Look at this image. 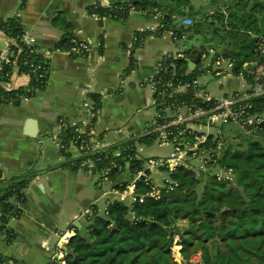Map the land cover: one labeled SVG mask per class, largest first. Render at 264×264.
I'll list each match as a JSON object with an SVG mask.
<instances>
[{
    "label": "crops",
    "instance_id": "0c3cea01",
    "mask_svg": "<svg viewBox=\"0 0 264 264\" xmlns=\"http://www.w3.org/2000/svg\"><path fill=\"white\" fill-rule=\"evenodd\" d=\"M95 1L26 0L22 6L23 0H0V19L18 16L25 31L35 37L38 53L49 67L46 86L34 90L31 97L1 94V89L13 92L30 88L33 77L29 72H20L18 55L14 56L9 75L0 77L3 178L31 176L24 190L25 200L12 198L17 205L20 202L21 214L6 223L0 218V257L4 263L49 264L52 255L64 251L69 242L61 239L62 234L69 233L70 239L76 234V228L85 230L93 206L103 214L108 201L129 202L132 194L145 192L139 191V183L133 189L137 173L131 172L126 157V169L116 182L105 179L104 171L96 165L74 168L72 161L82 154L71 147L72 140L63 141L62 135L68 127L84 131L87 136L84 137L99 142L103 152L113 149L115 153L133 146L144 163L171 152V145L160 144L148 135L157 109L154 93L145 80L166 53L182 50L187 54L194 47L197 54L201 46L197 36L200 32L185 33L182 42L175 40L169 30L146 35L135 51L137 67L127 72L136 34L155 32L162 25L164 13L133 10L125 20L112 17L100 20L88 9ZM229 6L222 7L223 12ZM191 20L196 21L190 15H182L181 19L174 16V23L179 27L189 26ZM65 37L87 42L89 53L73 56L70 48L58 47ZM195 38L196 43L190 47ZM13 42L0 31V51L10 49ZM212 79L215 91L209 87ZM205 81L213 95L244 88V81L237 74L224 79L208 77ZM94 95L100 98L99 108ZM31 120L35 122L33 132L28 127ZM142 138L146 141H141ZM154 143L168 146L169 151L153 152L148 157L138 152ZM162 171L157 168L151 173L154 177L166 176Z\"/></svg>",
    "mask_w": 264,
    "mask_h": 264
},
{
    "label": "trees",
    "instance_id": "16d2710c",
    "mask_svg": "<svg viewBox=\"0 0 264 264\" xmlns=\"http://www.w3.org/2000/svg\"><path fill=\"white\" fill-rule=\"evenodd\" d=\"M150 2L151 0H110L109 6H103L99 1H95L88 9L100 20L104 17L125 20L131 7L136 10L160 11L157 3L149 4ZM25 3L26 0H23L22 6ZM189 4V0H184L182 5ZM228 10L230 41L223 55L239 60L249 51L247 44L253 38L252 35L264 37V4L260 1L250 3L249 0H235ZM176 14L171 10L164 13L162 25L155 32L143 31L136 34L137 40L131 48L127 72L137 67L135 51L142 45L146 35L162 34L169 30L180 40L185 33L201 32L202 24L198 21L189 26H177L174 23ZM214 17L219 22L224 21L220 12ZM0 31L14 41L10 44V52L12 58L18 55L20 72H29L32 75L30 63H41L42 57L39 53L30 54L22 41L25 29L20 18L14 16L0 19ZM77 43L65 37L58 47L71 48ZM198 49L205 50L201 46ZM195 50L194 47L190 49L187 56L196 55ZM258 60L260 61V58ZM172 63L178 75L184 74L181 76L184 80H190L197 75V72L186 74L187 60L177 59ZM11 65H6L4 77H7L5 76L7 71L10 72ZM32 77L29 90L21 88L6 92L1 89V94L9 97H15L18 93L33 96L40 83L34 75ZM93 97L99 108L100 98L95 95ZM252 103L255 104L254 109L264 113V99L255 98ZM257 131L264 133V121ZM78 134L75 127H68L62 135L63 141L73 140ZM82 135L86 136L85 133ZM141 141H146V138H142ZM130 147L124 150L121 156H115L113 149L102 154L81 156L72 161V166L78 169L83 161L95 160V167H110L109 178L116 182L126 169L124 157L130 162L131 172L137 173L143 168L144 161L137 157L136 149ZM220 164L233 171L236 175L235 182L229 183L213 175L208 178L203 191L199 193L192 186L199 182V178L192 170L179 167L174 172H169L167 168L160 167L161 170L169 172V176L176 183L173 189L163 190L159 199L142 196L133 203H130V200L128 202L116 199L108 206L107 213L103 214L98 207L93 206L85 230L76 228V234L66 245L65 264H170L169 256L175 243L180 246L183 263L187 264L190 256L201 248L207 264H211L213 258L206 245L210 239L223 243L231 255L229 258L245 264H264V143L253 140L243 150L228 147L223 152ZM30 177L6 179L3 178L0 168V218L4 223L14 215L21 214V208L12 201V198L15 196L19 201L25 200L24 190ZM123 187H126V184H123ZM137 187L139 191H147L143 181ZM131 211L136 213L139 221L130 219ZM179 219L189 221L188 228L180 232L175 227ZM11 233L8 231V235ZM252 258H256L254 262ZM4 262L5 260L0 257V263L7 264ZM176 262L174 263L179 264ZM218 262L233 264L230 259L225 262V256H221Z\"/></svg>",
    "mask_w": 264,
    "mask_h": 264
},
{
    "label": "built area",
    "instance_id": "2783aa9c",
    "mask_svg": "<svg viewBox=\"0 0 264 264\" xmlns=\"http://www.w3.org/2000/svg\"><path fill=\"white\" fill-rule=\"evenodd\" d=\"M103 6H109L110 0H96ZM227 9V8H226ZM224 9V13L227 10ZM136 10L131 7L129 13ZM96 16V15H95ZM191 20L189 24L191 25ZM256 61L250 56L239 68H235L237 60L228 58L214 48L199 51L196 55L189 57L182 51H170L166 53L156 64L154 73L146 78L145 83L151 88L155 97L157 109L156 118L153 121L148 135L154 137L160 144L171 145L172 149L168 156L156 159H149L143 168L137 172L133 182V189L137 183L144 182L147 191L140 195L132 194L130 203L135 202L138 197L153 196L159 199L162 191L173 189L175 181L168 175L154 177L152 171L165 167L169 172H174L179 167H185L197 174L207 171L208 167L218 164L219 154L217 150L224 144V126L240 127L246 133H255L260 124L264 121V113L254 109L255 98L264 99V37L254 35ZM186 38H180V42ZM174 39L178 38L174 35ZM137 40V37L135 38ZM22 41L26 44L30 54L38 53L35 45V37L24 32ZM77 45L70 48L69 53L75 56H86L90 51L87 42L77 41ZM198 57L195 68L188 67L186 74L197 72V75L190 80L181 78L172 63L173 60L183 59L192 62ZM260 58V61L258 60ZM14 58L10 49L0 51V77L4 76L6 65H11ZM49 67L42 60L41 63H30L32 75L40 83L38 90L47 84V73ZM240 76L244 83L241 91L213 95L206 88L208 77L224 79L228 75ZM9 72L5 73L8 76ZM93 108V106H92ZM78 130V129H77ZM78 135L71 141V147L77 150L82 156L102 154L99 142L84 137V131L78 130ZM210 142V143H209ZM125 149H119L115 156H121ZM198 160V164L194 161ZM87 165L95 166V160L87 159L81 163L82 167ZM105 179L109 178L110 167L102 168ZM225 176L233 179V171L229 169ZM232 174V175H231ZM222 177V176H220ZM113 202L108 201L103 208L107 213L108 206ZM20 207V202L18 203ZM13 217H18V214ZM132 221H139L134 211L130 212ZM69 233L62 234L61 239H68ZM174 253L175 260L180 264L182 257L180 250ZM181 259V260H180ZM194 263L202 261L201 256H195L191 260ZM21 264H26L21 261ZM65 252L60 250L53 254L49 264H65ZM1 264V263H0Z\"/></svg>",
    "mask_w": 264,
    "mask_h": 264
},
{
    "label": "rangeland",
    "instance_id": "374dc122",
    "mask_svg": "<svg viewBox=\"0 0 264 264\" xmlns=\"http://www.w3.org/2000/svg\"><path fill=\"white\" fill-rule=\"evenodd\" d=\"M234 1L235 0H189L190 4L186 6V5H182L184 4V0H151L149 4L157 3L162 13H166L171 10L177 13L180 19L184 14L190 15V17H195L196 21L202 24V30L197 35L201 47H203L205 50L214 48L223 54L225 48L227 47V43L230 41V37L228 36V33L231 30V28L228 27L229 22L227 20V15L229 14V10L224 13L222 7L226 5H230V3H233ZM249 1L250 2L260 1L263 2L264 4V0H253V1L249 0ZM178 5H182V6L178 7ZM218 12L222 13L224 21L222 20L221 22H219L214 17ZM213 21L214 23L212 24L211 22ZM214 84H215L214 79L209 80V87H213L211 89L212 91L216 90ZM223 132H224L225 140L223 146L217 150L219 154L218 164L215 166L208 167L207 171H204L201 174H197L196 172H194L196 174V177L199 178V182L194 183V185L192 186H194L199 193L203 191V187L206 184L208 178L213 175L215 176L217 175L218 179L228 181L229 183L235 182L236 175H234L233 173V179L232 180L227 179L225 176H227L230 171L229 169L221 166L220 164V159L223 156L224 150H226L228 147H231L233 149H241V150L246 149L247 144L253 140H258L264 143L263 132L256 131L255 133L250 134V133H246L244 129L237 126L234 127L224 126ZM136 145L138 146V143ZM168 151H169L168 146L160 147L157 143L144 146L143 151L138 150V152L145 157L152 156L155 152L165 154ZM198 162H199L198 160H195L194 164H198ZM168 174L169 172H167L166 170L162 171V175H168ZM188 226H189V221L186 219H179L175 224V227L178 228V232L184 230L185 228H188ZM176 238H178V236H176ZM206 245L209 247L211 252V257L213 258L211 260V264H219L218 261L220 260L221 256H225V262H227L230 259L232 260L233 264H245L237 261L234 258H229L231 255L230 253L227 252V247H225L223 243L221 244L220 242H217L215 239L208 240ZM174 249L180 250V246L176 245V243L174 244L172 248V253L169 256L170 264H175L174 262H176L174 258V253L176 252L175 253L176 256L178 253L177 251H174ZM198 249L199 250H197L190 256L191 259L187 264H207L203 255V251L201 250V248ZM195 256H201L202 261H200V263L192 262L191 260ZM252 259H253L252 262H254V259L256 258H252ZM180 264H185V263H183V260H181Z\"/></svg>",
    "mask_w": 264,
    "mask_h": 264
},
{
    "label": "water",
    "instance_id": "95a60500",
    "mask_svg": "<svg viewBox=\"0 0 264 264\" xmlns=\"http://www.w3.org/2000/svg\"><path fill=\"white\" fill-rule=\"evenodd\" d=\"M194 43H196V38L191 42V44L189 46L191 47ZM254 46H255V40L251 39L250 42L247 44V47L249 48V52L247 54H245V56L243 58L237 60L236 65H235L236 69L239 68L242 65V63L246 60L248 55H250V58H251V60L253 62L256 61V57L257 56H256V54L254 52ZM197 62H198V57L195 60H193L192 62H189V66L192 67V68H195ZM34 124H35V122L33 120L29 121V126L28 127H29L31 132H33L32 126ZM124 160H126V159H124ZM78 226H79V228L82 229V226L80 224H78ZM65 249H66V247H65Z\"/></svg>",
    "mask_w": 264,
    "mask_h": 264
}]
</instances>
